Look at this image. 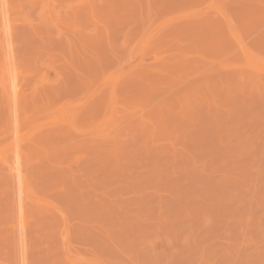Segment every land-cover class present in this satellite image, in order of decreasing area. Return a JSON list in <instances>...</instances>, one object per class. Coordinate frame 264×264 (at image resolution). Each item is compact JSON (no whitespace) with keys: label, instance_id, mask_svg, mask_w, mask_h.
Masks as SVG:
<instances>
[{"label":"rangeland","instance_id":"1","mask_svg":"<svg viewBox=\"0 0 264 264\" xmlns=\"http://www.w3.org/2000/svg\"><path fill=\"white\" fill-rule=\"evenodd\" d=\"M4 7L0 264H264V0Z\"/></svg>","mask_w":264,"mask_h":264},{"label":"bare ground","instance_id":"2","mask_svg":"<svg viewBox=\"0 0 264 264\" xmlns=\"http://www.w3.org/2000/svg\"><path fill=\"white\" fill-rule=\"evenodd\" d=\"M5 1L6 0H0V7H2L1 8V13H2L3 16L6 15L5 12H7V9H5V7H4ZM4 20H6V19L4 18ZM5 62H6V65H5V68H4V74H5L4 86H5V90L8 93L9 92H13L12 94H14V96H15L17 94V88H18V85L15 82L16 78H17V74L13 71V68L11 67V60H9V57L8 58L5 57ZM1 159H3V157ZM4 163H7V165L9 166V170L13 174V176L15 175V178L17 176L16 181L18 179V183H19L18 185L21 186V189L23 187H25L26 183H25V179H23V176H22V173H21V169H20V166H19V163H20L19 157H18V159L16 161L13 162L14 164L12 163L13 165L8 163L7 159L4 160Z\"/></svg>","mask_w":264,"mask_h":264}]
</instances>
